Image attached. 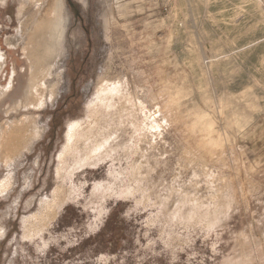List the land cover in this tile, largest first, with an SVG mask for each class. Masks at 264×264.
<instances>
[{"label": "rangeland", "instance_id": "374dc122", "mask_svg": "<svg viewBox=\"0 0 264 264\" xmlns=\"http://www.w3.org/2000/svg\"><path fill=\"white\" fill-rule=\"evenodd\" d=\"M51 1L0 0V264H264V0Z\"/></svg>", "mask_w": 264, "mask_h": 264}, {"label": "bare ground", "instance_id": "6f19581e", "mask_svg": "<svg viewBox=\"0 0 264 264\" xmlns=\"http://www.w3.org/2000/svg\"><path fill=\"white\" fill-rule=\"evenodd\" d=\"M40 1V0H39ZM41 1H43V0H41ZM46 1V0H45ZM51 1V0H50ZM39 3V2H38ZM41 3V2H40ZM49 3V2H48ZM53 3V4H52ZM43 4V3H42ZM50 4H52V9H51V11H52V13H54L53 15H56L57 16V18L55 19V22L56 23H54V27L56 26L57 27V30H58V27H60L59 26V24H60V20H61V15L59 16V12H60V10H61V3H60V0H53V1H51L50 2ZM40 5V4H39ZM49 5V4H48ZM50 7H51V5H50ZM50 9V8H49ZM48 9V10H49ZM46 11V10H45ZM61 13V12H60ZM46 14V13H45ZM49 15V14H48ZM52 15V16H53ZM55 16V17H56ZM33 17H35V16H33ZM43 17H45V16H43ZM50 17L51 16H49V17H47V19L46 20H48V18L50 19ZM54 17V18H55ZM36 18V17H35ZM42 18V17H41ZM40 18V19H41ZM53 18V19H54ZM63 18V17H62ZM43 19V18H42ZM31 20H32V18H31ZM51 20V19H50ZM28 21H29V19H28ZM27 21V22H28ZM33 21H35V20H33ZM33 21H29V22H32V23H34ZM60 21V22H59ZM26 22V21H25ZM26 22V23H27ZM52 22H54L53 20H52ZM24 23V22H23ZM36 23H38V22H36ZM40 23V22H39ZM22 24V23H21ZM28 24V23H27ZM61 24H62V22H61ZM31 25H33V24H31ZM42 25V24H41ZM28 26V25H27ZM30 26V25H29ZM33 26H35V25H33ZM46 26V25H45ZM47 26H49V24H47ZM39 27V26H38ZM54 27H52L54 30L53 31H55V28ZM26 29H27V27H25ZM34 27H32V29H33ZM43 28V27H42ZM50 28V27H49ZM21 29H23L22 28V26H21ZM39 29H41V27L39 28ZM60 29V28H59ZM35 30H37L36 28H35ZM57 30H56V32H57ZM19 31V30H18ZM30 31H32L31 29H30ZM51 31V30H50ZM24 32L26 33V31H23L22 30V32L21 31H19V33H18V35H17V39H19V40H21L22 38H23V34H24ZM35 33L31 36L30 35V39H29V42L28 43H26L27 45H26V47L24 48V50H25V54H26V56L27 57H29V58H31V59H37V58H39L40 59V57H39V54H38V48H39V45H40V41H41V39L43 38V35H42V37L41 36H39L38 34H36V31H34ZM40 32V31H39ZM43 32V31H42ZM30 34V33H29ZM44 34H46L45 32H44ZM54 34V33H53ZM28 35V34H27ZM56 35V34H55ZM58 36H59V34H58ZM27 37V36H26ZM51 37V36H50ZM48 38V37H47ZM52 38V37H51ZM56 38V37H55ZM28 39V38H27ZM56 39H58V38H56ZM56 39H54V40H56ZM44 40V39H43ZM47 40V39H46ZM49 40V39H48ZM42 42H44V41H42ZM44 44H45V42H44ZM47 44V43H46ZM50 44H52V43H50ZM42 45V44H41ZM47 46H48V44H47ZM43 47V46H42ZM51 49V46L49 45L48 46V49ZM53 50V49H52ZM38 51V52H37ZM49 51V50H48ZM43 52L44 51H42V54H43ZM49 54L51 53V51L50 52H48ZM46 54V53H45ZM42 56V55H41ZM45 56V55H44ZM46 56H48V55H46ZM50 56V55H49ZM5 59H4V55L2 54V56H1V58H0V72H1V68L3 67V65L5 64V61H4ZM29 62H30V60H29ZM31 62H34V61H32L31 60ZM42 62V61H41ZM33 65H34V63H33ZM33 67V66H32ZM34 69V68H33ZM49 73V72H48ZM32 83H30L29 82V84H31L30 86H29V88L27 89L28 91H27V95L26 96H28V94H29V96H35L36 98H38V97H40V95H42V93H41V91L43 90V89H45L44 87H45V82L43 83V81H44V79H43V76H47L48 74L45 72L44 74H42V72L41 71H39L38 69H34V72H32ZM49 76V75H48ZM47 78V77H46ZM12 86H11V82L9 83V85L8 86H6V87H3L2 89V92H0V98L2 97V95L4 96L6 93H7V91L11 88ZM29 98V97H28ZM8 121H11V120H8ZM37 122L35 121V119L34 118H29V117H26V118H23L22 120H20V121H16V122H9V123H7V124H5L4 126H2L1 128H0V147H1V150L4 152V151H6V161H10V160H12V157H13V155L14 154H16V153H19L22 149H25V148H27V145L29 144V143H31L32 141H34L38 136H39V134H40V132H38V127H37ZM80 128V125L79 124H73L72 126H71V128H70V132H69V136H68V147L72 144V142L74 141V139H75V137H76V133H77V129H79ZM40 137V136H39ZM22 141H24V143L22 142ZM68 147H67V149H68ZM28 149H29V146H28ZM30 150V149H29ZM66 150V149H65ZM64 150V151H65ZM65 153H68V152H64L62 155H61V159H63V157L66 155ZM6 181H4V188H6L7 189V187H8V183L6 182ZM10 183H11V180H10ZM9 183V184H10ZM2 185V184H1ZM11 186V185H10ZM3 188V187H2ZM3 188V189H4ZM3 189H0V190H3ZM5 190V189H4ZM8 190V189H7ZM7 190H5V191H7ZM57 190V189H56ZM59 190L61 191V188H59ZM4 191V192H5ZM58 193H59V191H58ZM62 193V192H61ZM61 193L59 194L60 196H61ZM57 194V193H56ZM55 196V195H54ZM59 196V198H61ZM58 198V199H59ZM56 199H57V197H56ZM56 199H54V201L52 202H47L45 205H46V208L48 209V212L50 213V214H52V215H54L55 214V203L57 202L56 201ZM61 200V199H60ZM56 201V202H55ZM2 238V237H1Z\"/></svg>", "mask_w": 264, "mask_h": 264}]
</instances>
